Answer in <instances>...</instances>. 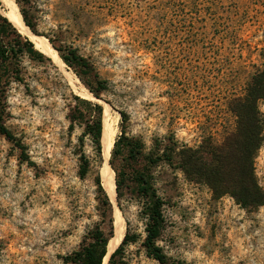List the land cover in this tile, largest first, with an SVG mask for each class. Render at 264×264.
<instances>
[{"label":"rangeland","instance_id":"rangeland-1","mask_svg":"<svg viewBox=\"0 0 264 264\" xmlns=\"http://www.w3.org/2000/svg\"><path fill=\"white\" fill-rule=\"evenodd\" d=\"M8 1L0 0L4 16ZM23 1L35 34L75 48L108 85L99 98L88 99L66 64L23 55V80L6 93L4 122L27 160L0 135V264H66L63 257L91 230L106 227L96 185L104 160L82 134L78 111L85 105L76 97L102 106L113 139L124 112L126 135L146 152L168 138L193 149L220 145L235 129L231 98L245 92L253 73L264 72V0ZM258 108L264 118V100ZM84 155L91 168L80 177ZM254 170L264 192V141ZM158 177L166 226L157 244L166 264H264V206L243 207L230 194L216 197L176 164L159 168ZM109 200L113 223L119 212L125 232L115 196ZM127 216L143 237L135 206ZM122 261L160 264L140 241L124 247Z\"/></svg>","mask_w":264,"mask_h":264},{"label":"trees","instance_id":"trees-1","mask_svg":"<svg viewBox=\"0 0 264 264\" xmlns=\"http://www.w3.org/2000/svg\"><path fill=\"white\" fill-rule=\"evenodd\" d=\"M22 20L36 33V25L24 8L23 0H15ZM56 49L58 56L66 64L87 90L96 98L107 90L106 80L100 79L92 64L71 46H56L54 38L46 36ZM44 59V54L34 48L32 41L22 35L10 20L0 13V135L20 150V159L27 160L24 145L5 125L6 93L12 82H22L21 58ZM264 60V51L262 53ZM48 59V58H46ZM85 105L78 111L86 136L98 161L102 159V113L97 102L76 97ZM264 100V72L253 73L242 95L234 96L229 102L235 115V129L227 134L220 145L200 146L193 149L178 146L173 139L157 140L152 150L146 152L144 144L125 133L126 114L121 112L120 133L114 139L108 164L114 172L115 200L117 208L125 216L126 229L120 244L110 253L107 264H124V247L140 241L147 257L160 264L167 263V257L157 244L166 226L163 207L165 199L159 194L157 180L159 168L164 165L176 166L186 178L209 186L216 197L230 194L237 203L246 208L264 206V192L259 187L254 161L264 141V118L258 108ZM176 160V161H175ZM91 168V161L85 155L80 158L79 176H85ZM102 217L106 227L97 225L88 233L79 248L63 257L66 264H102L106 256V246L114 233L113 207L96 172ZM136 207V216L144 219V235L132 231L131 220L127 216L130 206Z\"/></svg>","mask_w":264,"mask_h":264},{"label":"bare ground","instance_id":"bare-ground-1","mask_svg":"<svg viewBox=\"0 0 264 264\" xmlns=\"http://www.w3.org/2000/svg\"><path fill=\"white\" fill-rule=\"evenodd\" d=\"M6 1V0H5ZM18 4H16L15 0L8 1L9 11L6 14V17L10 20V22L17 28V30L28 37L30 41H32L34 48L41 52L42 54L50 57L54 61L58 63L64 64L57 52L52 48L48 40L43 37L36 35L33 33L28 26L24 23L21 17V13L18 10ZM5 7V8H8ZM69 73V72H68ZM71 74V73H69ZM77 79V78H76ZM75 79V80H76ZM82 86V84H81ZM83 87V86H82ZM74 88V87H73ZM83 94L87 95L86 98L93 99L92 95L88 92H83ZM82 95V94H81ZM102 102V101H101ZM109 116V115H108ZM109 121V120H108ZM111 124V122H110ZM110 124L107 122V116L104 118L103 122V131H102V156H103V165H102V181L103 186L109 195L110 199L113 201L115 196V182H114V172L108 165V159L110 156V150L112 148L114 139H113V129H111ZM112 125V124H111ZM123 218L121 217L119 212H116V218L114 221V233L111 239L108 241L106 246V256L104 257L103 263L106 264L108 256L114 249L120 244L122 237L124 235V227H123Z\"/></svg>","mask_w":264,"mask_h":264},{"label":"water","instance_id":"water-1","mask_svg":"<svg viewBox=\"0 0 264 264\" xmlns=\"http://www.w3.org/2000/svg\"><path fill=\"white\" fill-rule=\"evenodd\" d=\"M27 26V25H26ZM37 35V34H36ZM94 97V96H93ZM94 98H96V97H94ZM97 99V98H96Z\"/></svg>","mask_w":264,"mask_h":264}]
</instances>
